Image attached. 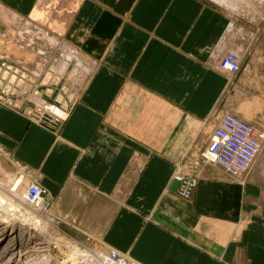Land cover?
Masks as SVG:
<instances>
[{
  "label": "crops",
  "instance_id": "obj_1",
  "mask_svg": "<svg viewBox=\"0 0 264 264\" xmlns=\"http://www.w3.org/2000/svg\"><path fill=\"white\" fill-rule=\"evenodd\" d=\"M70 1L60 29L95 68L71 109L57 106L59 132L0 107V148L48 191L58 219L136 264H264V150L244 183L191 167L224 112L228 15L205 0ZM41 3L0 0V28L5 13L16 24ZM250 69L242 63L238 83ZM194 174L186 199L176 177Z\"/></svg>",
  "mask_w": 264,
  "mask_h": 264
},
{
  "label": "rangeland",
  "instance_id": "obj_2",
  "mask_svg": "<svg viewBox=\"0 0 264 264\" xmlns=\"http://www.w3.org/2000/svg\"><path fill=\"white\" fill-rule=\"evenodd\" d=\"M205 1L223 10L230 18L234 30L224 39L227 51L225 55L228 52L236 53L241 59L239 72L232 78L227 77L230 86L219 105V111H224L221 119L228 113L234 114L251 124L259 137L264 136V83L260 81L261 67L264 64V0ZM72 11L70 0H42L32 19L18 18V23L10 24L7 19L9 15L5 13L2 18L4 26L0 28V64L5 68V71L0 68V107L10 109L31 123L53 132H59L63 121L44 105L49 103L71 109L95 68V62L66 35L67 29H60L61 24L69 21ZM41 13L45 15L42 16ZM15 63L29 73L22 76L18 72L13 75L6 71L8 66ZM242 63L251 65V82L249 79L247 83H238L237 75ZM218 66L219 63L217 69ZM218 71L220 72L219 69ZM9 76H14L13 80H7ZM14 82L20 88L18 91ZM253 97L259 98L262 106L258 100L257 109L245 114L237 101ZM198 155L199 158L192 161V165L198 163L192 169L193 172L204 165L199 160L200 153ZM248 174L238 181L244 183ZM180 176L196 179L198 182L195 174L177 177ZM33 184L46 192L43 205L36 206L27 202V192ZM24 215L31 221H27ZM35 221H38L39 227ZM0 222V230L5 229L0 251H3L4 246L10 247L3 259L1 257L3 264H31L35 258L44 256L51 257L52 264H127L126 257L122 254L106 248L95 237L58 219L48 191L39 183L31 182L28 171L2 148ZM12 239L14 240L11 241ZM73 252L80 256L73 255ZM116 254L118 256L114 257Z\"/></svg>",
  "mask_w": 264,
  "mask_h": 264
},
{
  "label": "built area",
  "instance_id": "obj_3",
  "mask_svg": "<svg viewBox=\"0 0 264 264\" xmlns=\"http://www.w3.org/2000/svg\"><path fill=\"white\" fill-rule=\"evenodd\" d=\"M241 59L236 53H227L219 62L218 69L226 77H234L240 70ZM264 136H258L254 127L234 114H226L211 134L209 144L200 151L204 165L219 166L227 176L241 180L255 165L264 150ZM195 162L192 166H197ZM181 195L188 199L198 182L196 179L177 177ZM46 192L37 184L31 185L27 192V202H45ZM118 254L114 255L117 257Z\"/></svg>",
  "mask_w": 264,
  "mask_h": 264
},
{
  "label": "bare ground",
  "instance_id": "obj_4",
  "mask_svg": "<svg viewBox=\"0 0 264 264\" xmlns=\"http://www.w3.org/2000/svg\"><path fill=\"white\" fill-rule=\"evenodd\" d=\"M229 53V52H228ZM41 66V65H40ZM39 66V68H41ZM37 68H38V66H37ZM40 71V70H39ZM237 105L240 107V109L245 113V114H248V113H250V111H252V110H254V109H256L257 107H258V105H259V101H258V99H253V100H250L249 99V101L248 100H238L237 101ZM46 108H47V110L49 111V112H51L53 115H55V116H57L61 121H65L66 120V114H67V112L66 111H64L62 108H60V107H57V106H53L52 104H49V103H47V104H45L44 105ZM45 108V109H46ZM59 120V121H60ZM261 156V155H260ZM177 181V180H176ZM15 185H13V187H14ZM3 197V196H2ZM44 204V201L43 200H38V202L36 203V204H34V205H43ZM5 212V211H4ZM25 216V218H26V220L27 221H31L30 219H29V217L27 216V215H24ZM9 218V217H8ZM20 218H22V217H20ZM24 219V218H23ZM1 223V222H0ZM34 223H36V221L34 222ZM7 224V223H6ZM5 224V225H6ZM30 224V223H29ZM37 225L36 226H38V221H37V223H36ZM2 225H4V224H2ZM26 225H27V223H26ZM5 227V226H4ZM3 227V228H4ZM7 227V226H6ZM39 227V226H38ZM6 229H8V228H6ZM15 229V228H14ZM17 229V228H16ZM22 229V228H21ZM40 229V228H39ZM48 229V228H47ZM26 230V229H25ZM28 230V229H27ZM26 230V231H27ZM4 231H5V229L4 230H0V249L3 247V243H2V239H3V237H4ZM21 232H22V230H20ZM24 231V230H23ZM20 232V233H21ZM6 233H8V232H6ZM5 233V234H6ZM28 234V233H27ZM14 235V233L12 234V236ZM6 236V235H5ZM9 236V235H8ZM22 238V237H21ZM23 239V238H22ZM14 239H12L11 241H13ZM17 240V239H16ZM21 240V239H20ZM7 243V242H6ZM8 243H10V242H8ZM26 244V243H25ZM7 245V244H6ZM25 246V245H24ZM10 249V247H9V245L8 246H4V249H3V251H0V261H1V257H2V259H3V257H4V254L5 253H7L8 252V250ZM7 250V251H6ZM22 251V250H21ZM25 251V250H24ZM75 252V251H74ZM73 252V253H74ZM26 253V252H25ZM29 253V252H28ZM14 254V253H13ZM27 254V253H26ZM73 255H76L75 253L73 254ZM79 255V253L76 255V256H78ZM121 255V254H120ZM9 256V255H8ZM80 256V255H79ZM78 256V257H79ZM122 256H124V255H122ZM10 257V256H9ZM45 257V256H44ZM35 258V260H33L32 262H31V264H52V259H51V257H45V258ZM126 257V260H127V264H136V263H134L129 257H127V256H125ZM11 258H13V257H11ZM12 260V259H11ZM55 260V259H54ZM26 261V260H25ZM31 261V260H30ZM3 262L4 261H1L0 262V264H3ZM6 262H8V261H6ZM9 262H10V260H9ZM54 262V261H53ZM5 264H7V263H5ZM122 264V263H121Z\"/></svg>",
  "mask_w": 264,
  "mask_h": 264
},
{
  "label": "water",
  "instance_id": "obj_5",
  "mask_svg": "<svg viewBox=\"0 0 264 264\" xmlns=\"http://www.w3.org/2000/svg\"><path fill=\"white\" fill-rule=\"evenodd\" d=\"M179 186V182L177 181L175 184H174V188L178 187Z\"/></svg>",
  "mask_w": 264,
  "mask_h": 264
}]
</instances>
